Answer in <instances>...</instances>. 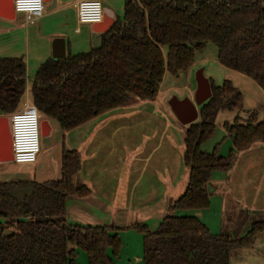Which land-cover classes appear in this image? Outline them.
Masks as SVG:
<instances>
[{
	"label": "trees",
	"instance_id": "trees-1",
	"mask_svg": "<svg viewBox=\"0 0 264 264\" xmlns=\"http://www.w3.org/2000/svg\"><path fill=\"white\" fill-rule=\"evenodd\" d=\"M209 43L216 46L220 65L250 78L264 93V0H126L122 18L102 34L99 48L40 66L31 86L33 105L61 131H73L136 100L155 101L165 75L187 72ZM210 85L211 98L185 131L188 184L172 211L210 209L212 175L229 172L236 153L264 143V121L253 112L247 120L238 115L224 123L234 146L228 157L220 156L219 147L212 153L202 149L216 133L220 112L243 109V96L231 82ZM26 89L25 60L0 58L3 115L11 117L22 107ZM81 166L80 153L64 148L60 180L0 183V264H77V250L89 264H115L120 258L124 229L66 220L68 198L91 193L75 183ZM129 229L143 236L144 264H231L235 250L264 233V220L239 239L227 231L213 234L195 215L168 216L155 232L140 224Z\"/></svg>",
	"mask_w": 264,
	"mask_h": 264
},
{
	"label": "crops",
	"instance_id": "crops-1",
	"mask_svg": "<svg viewBox=\"0 0 264 264\" xmlns=\"http://www.w3.org/2000/svg\"><path fill=\"white\" fill-rule=\"evenodd\" d=\"M82 1L86 0H48L42 18L33 25L27 24L25 17L21 24L0 17V58L25 60L27 88L31 89L40 66L52 58L55 39L65 41L66 55L88 53L101 46L102 34L94 31V25L77 21L76 7ZM100 2L104 9L114 14L115 21L122 18L126 0ZM195 65L196 62L192 67ZM188 72H185L188 84L184 87L191 91ZM166 93L160 88L155 101L136 100L130 106L64 132L59 143L61 151L60 147L55 151L56 167L52 163L44 167L39 159L35 164L20 166L0 163V183L58 181L64 148L78 151L82 166L75 183L78 187L87 186L91 193L85 198H68L67 222L74 226L124 229L120 233L123 245L120 262L125 258L129 264L133 259L136 264H143V236L128 228L140 224L151 232L157 231L163 220L172 216L170 207L185 193L188 184V171L183 160L188 126L181 125L171 108L161 104ZM262 98L257 113L259 122L264 121ZM250 113L251 110L245 116L238 115L247 120ZM4 117L9 116L0 111V118ZM226 119L219 124L216 120V133L203 146L205 152L212 153L219 147L220 156L228 157L234 151L233 142L223 129L225 122L231 123V117ZM208 191L210 209L193 212V215L198 216L213 234L222 232L214 217L215 201L226 207L229 199L234 205L238 204L235 206L239 212L264 214V143L257 142L236 153L229 172L212 175ZM217 217L220 221L221 215Z\"/></svg>",
	"mask_w": 264,
	"mask_h": 264
},
{
	"label": "rangeland",
	"instance_id": "rangeland-1",
	"mask_svg": "<svg viewBox=\"0 0 264 264\" xmlns=\"http://www.w3.org/2000/svg\"><path fill=\"white\" fill-rule=\"evenodd\" d=\"M44 7H47V3H44ZM103 7L105 6L103 5ZM23 22L24 14H16V19L14 23L21 24ZM217 58L218 50L216 46L212 43H209L202 53L196 54V65L194 67H191L188 72L190 77L189 85L191 86V91H189L188 89L185 90L184 86H186L185 84H188L187 75L185 73L180 74L179 77H173L172 75L167 74L161 87V92L167 93L162 97L161 104L165 105L168 109H170L169 103L173 98H178L181 100L185 98H191L192 100H194L195 93L197 90V84L195 80L196 74L199 70L203 69L204 76L209 79L215 86H221L226 80L230 82L232 81L233 86L238 88L243 96V109L241 111L235 112H220L217 116V124H219L220 122H224V120L226 121V118L228 117H231V119L229 120L232 123L233 118L237 117L238 114L241 113L242 116H245L250 110L251 113H259V108L262 104V97H264V94L258 84H256L250 78L238 74L237 72H231V70L230 72H224V67L218 63ZM27 101L32 102V94L31 89L29 87L26 89V94L23 98V104ZM198 108L200 109V107ZM235 114L236 116H234ZM261 116H263V112H261ZM44 120L47 119L42 116L40 122ZM50 123L52 124L53 128L51 135L47 138L40 139L41 152L38 155V159L39 161H41V164H44V167H46L47 165H51V163L53 167L57 166L55 151L56 149H59V147L61 151V145L59 146V143L62 141L64 133L63 131H61L57 123ZM7 165L13 166L18 164L11 162L7 163ZM235 205L234 203L230 202L229 199H227L226 207H222L219 203L215 201L214 211L216 212V214L214 215V217L217 220V222H215L217 223V226H219L220 232L227 231L230 233L233 239H239L247 234V232L250 230L251 225L254 222L264 220V214H250L246 210H241V212H239V209ZM211 213L213 214V211ZM171 214L172 216H190L193 215V212L172 211ZM219 214L221 215L220 221L217 217ZM229 217H231V220H228ZM77 253V264H89L86 253L80 250H77ZM230 261L231 264H264V233L257 234L253 238L250 245L235 250L231 255ZM119 262L120 258L115 261V264H129L127 263L128 261L125 260V258H122L121 262ZM142 263L144 264V261ZM131 264H136L134 259Z\"/></svg>",
	"mask_w": 264,
	"mask_h": 264
},
{
	"label": "built area",
	"instance_id": "built-area-1",
	"mask_svg": "<svg viewBox=\"0 0 264 264\" xmlns=\"http://www.w3.org/2000/svg\"><path fill=\"white\" fill-rule=\"evenodd\" d=\"M15 13L24 14L27 24L33 25L42 18L45 0H13ZM79 24H101L104 7L100 0H86L76 7ZM41 114L33 102H25L10 118L12 121L13 163L35 164L41 152Z\"/></svg>",
	"mask_w": 264,
	"mask_h": 264
},
{
	"label": "water",
	"instance_id": "water-1",
	"mask_svg": "<svg viewBox=\"0 0 264 264\" xmlns=\"http://www.w3.org/2000/svg\"><path fill=\"white\" fill-rule=\"evenodd\" d=\"M48 0H45V3ZM0 17L7 20H15L13 0H0ZM115 23L114 14L104 9V21L101 24L94 25V31L97 33L107 32ZM53 59H64L66 55V43L63 39H55L52 43ZM197 90L194 100L189 98H173L169 105L178 122L183 126H190L199 119L198 107L205 104L212 96L209 79L204 76V70L201 69L196 74ZM52 124L48 120L41 123L42 138H47L52 133ZM13 162V143H12V121L10 117L0 118V163ZM10 234L5 232L4 236Z\"/></svg>",
	"mask_w": 264,
	"mask_h": 264
}]
</instances>
